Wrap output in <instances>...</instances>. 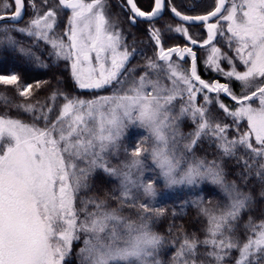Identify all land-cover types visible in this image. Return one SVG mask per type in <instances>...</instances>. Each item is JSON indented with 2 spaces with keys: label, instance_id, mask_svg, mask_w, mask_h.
Returning <instances> with one entry per match:
<instances>
[{
  "label": "snow or ice",
  "instance_id": "snow-or-ice-1",
  "mask_svg": "<svg viewBox=\"0 0 264 264\" xmlns=\"http://www.w3.org/2000/svg\"><path fill=\"white\" fill-rule=\"evenodd\" d=\"M123 3L133 24L152 25L169 10L179 23L165 30L184 46L165 47L150 26L152 55L138 52L107 0H0V53L36 67H47L45 56L64 61L75 88L89 94L56 89L34 100L47 81L0 74V85L22 98L0 94V104L29 117L0 115V264H164L166 244L175 248L169 264H264V219L248 214L251 192L226 179L231 164L242 183L255 176L264 184V0H212L199 15L172 0H152L148 11ZM197 48L219 78H202ZM138 55L143 62L133 64ZM133 128L142 134L125 143ZM205 144L212 159L199 154ZM97 173L115 187L94 191ZM207 184L222 201L188 202L203 238L182 226L170 240L154 230L167 213L157 206L161 185Z\"/></svg>",
  "mask_w": 264,
  "mask_h": 264
},
{
  "label": "trees",
  "instance_id": "trees-1",
  "mask_svg": "<svg viewBox=\"0 0 264 264\" xmlns=\"http://www.w3.org/2000/svg\"><path fill=\"white\" fill-rule=\"evenodd\" d=\"M24 23H27V21ZM138 38L139 41L138 45L136 46V49H143L147 55H152V51L150 50L151 44L148 43V37L138 36ZM25 43L26 45H30L31 41H26ZM43 58L47 63V67H36L33 64L20 58L18 55H14L8 52L0 53V74L18 72L21 76L22 81L46 80L48 83L45 88L46 91L44 90L45 93L42 95V97L44 98H39L38 92L36 96L33 97L34 100L39 99L43 101L52 91L56 89L74 95H89L87 92L82 93L78 91L75 87L71 85L67 86L68 80L66 76L69 72L66 67V62L60 61L57 64L46 56ZM142 62V57L139 55L132 61L133 64H139ZM13 90L14 89L12 88L6 87H4L3 89L0 88V94L6 95L16 103L21 102L22 98L19 97L16 92H13ZM235 91L237 90L235 89ZM0 112L1 114L3 112L12 117H27L29 119L27 115L18 112L15 108L5 107L3 104H0ZM203 148L204 151L199 154H207L208 159H212L215 150L209 147L208 144H205ZM226 171L228 173L226 179L229 182L236 181L237 184H239L244 191L251 192L254 198V203L249 209L248 214L252 215L257 221H259L260 219H264V196L261 195V193L264 192V184H262L255 176L251 177L247 181V183H242L237 175V172L239 170L233 169L231 164L227 165ZM91 183L94 185V191L96 192L111 191V189L115 187V183L108 182L101 173H97L96 176L92 179ZM202 187H205L206 190L200 191L197 188H191L189 189L191 190V194L190 192L189 194L185 192L176 193L174 198L178 201V203H175L174 206L172 204L163 205L167 209V213L154 223V230L164 235L166 239L170 240L175 238L176 235H178V230L182 226L185 232L189 234L195 232L198 236L203 238V233L200 231L202 223L200 222V217L198 216L197 209L195 207H191L188 202L194 201L198 197L202 196L205 198V200L211 197L213 199V202L215 203L217 200L222 201L223 197L220 194L219 189L211 184H207ZM173 212H175L176 215H173ZM244 219H247V214L245 215ZM170 227L172 228L171 235L169 234ZM174 251L175 248L172 247L170 244L165 245V248L162 250L160 256L161 260L164 261V264H169L171 255L174 253ZM201 251H203V249H201ZM72 260L73 264H76L75 257H73Z\"/></svg>",
  "mask_w": 264,
  "mask_h": 264
},
{
  "label": "flooded vegetation",
  "instance_id": "flooded-vegetation-1",
  "mask_svg": "<svg viewBox=\"0 0 264 264\" xmlns=\"http://www.w3.org/2000/svg\"><path fill=\"white\" fill-rule=\"evenodd\" d=\"M37 2L39 3V0H37ZM137 3L145 11L150 10L152 6V0H137ZM172 3L178 8V10L185 14L199 15L210 9L212 0H172ZM107 12L109 17L116 23H118L120 28L123 29L125 36H127V43L130 46L134 45L136 47L138 45V36H147L148 43L151 44L150 50L153 52V41L149 39V33L147 31L150 26H155L161 29L162 40L165 47H172L175 45L184 46L185 44L184 39L179 34L168 32L165 30V25L171 24L173 26H176L179 23V21L177 19H174L171 12L167 9H165L161 18L152 22V25H150L149 22H144L140 19H138L135 24L130 23V13L128 12L127 7L124 6L123 0H107ZM69 14L70 13L67 11L61 14V23L58 30H63L66 18ZM30 16L31 9H29L26 13L24 22H26L30 18ZM189 32L193 34L199 33L198 36H205V30L202 27L196 25L189 26ZM195 50L197 51V55L199 57L200 50ZM138 51L145 53L143 49H140ZM184 64H186L188 67L189 60L185 59Z\"/></svg>",
  "mask_w": 264,
  "mask_h": 264
},
{
  "label": "rangeland",
  "instance_id": "rangeland-1",
  "mask_svg": "<svg viewBox=\"0 0 264 264\" xmlns=\"http://www.w3.org/2000/svg\"><path fill=\"white\" fill-rule=\"evenodd\" d=\"M197 38L198 39L201 38V40H202V39L205 38V36H197ZM197 49H199V48H197ZM199 50H200V56L198 57L197 63H198V71L200 72L202 78H204L206 80H212V79L219 78L216 73L210 72L207 69H205L202 61L204 60V58L206 56V52L204 51V49H199ZM186 59H188V58H186ZM189 63H190V61H189ZM186 64H184V67H187ZM66 77H67V80H68L67 86L71 85V86L75 87L74 84H73V82H72V80H71V78H70L69 73H67V76ZM21 81H22V79H21ZM35 82L36 81H22V83H24V84H27V83H35ZM221 82H224V81L222 80ZM46 86H47V84L39 91V98H44V97H42V95L45 93L44 90H45ZM4 87L5 86L0 85V88L1 89H3ZM6 88H11V87H6ZM235 89L237 90V92L240 91L239 87L236 86V85H234V90ZM13 92H15V90H13ZM4 114L5 113L2 112V114H1V112H0V115H4ZM17 118L23 119L25 121H29V119L27 117H17ZM141 134H142V130H140V129H135V128L130 129L129 130V135H128V137H126L125 143H129L130 144L131 141L135 140ZM186 189H187V191H186ZM189 189H191V188H189V187H181V186H177V187L172 188V189H166V188H164L161 185L160 188H159L160 195L157 198V206L164 207L163 206L164 204H172L174 206L175 203H178V201L175 200V198H174L175 197V194L176 193H183V192L188 193V194L190 192V194H191V190H189ZM186 197H187V195H186Z\"/></svg>",
  "mask_w": 264,
  "mask_h": 264
},
{
  "label": "water",
  "instance_id": "water-1",
  "mask_svg": "<svg viewBox=\"0 0 264 264\" xmlns=\"http://www.w3.org/2000/svg\"><path fill=\"white\" fill-rule=\"evenodd\" d=\"M140 20H142V21H144V22H147V21H145V20H143V19H140Z\"/></svg>",
  "mask_w": 264,
  "mask_h": 264
}]
</instances>
